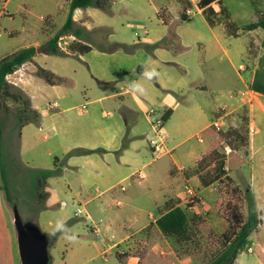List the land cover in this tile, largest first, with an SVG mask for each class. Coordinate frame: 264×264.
<instances>
[{
	"label": "crops",
	"instance_id": "1",
	"mask_svg": "<svg viewBox=\"0 0 264 264\" xmlns=\"http://www.w3.org/2000/svg\"><path fill=\"white\" fill-rule=\"evenodd\" d=\"M10 1L0 0V24L4 20L14 22L17 12L20 10L23 12V17L19 18L20 28L6 29L3 27L8 37L13 38L22 32H26L28 4L23 0H14L12 10H9ZM253 1L257 4V9L254 11V21L248 24L257 22L264 15V6H262L264 0ZM35 2L41 4L45 9L43 15H40L37 21L38 30L43 32L54 26L56 33L68 16L69 0H35ZM198 2L199 0H112L107 11L89 7L76 9L73 12L72 19L75 24L88 32H92L91 35L97 30H105L107 32L105 40L108 43H117L127 47L136 46L137 48L159 44L158 47L151 49L152 57L156 58L155 63L156 60L163 62L158 58H161L163 52H167L169 49L188 50L193 47L199 48L202 54L197 64L201 67H198L197 73L194 75L193 86L190 87L189 85L187 92H195L200 96L194 98L196 100V110L193 112L188 108V101L186 102L184 95L181 94L182 87L171 85L177 80L153 79V83L157 86V93L150 92L152 96L146 98L140 97L132 91L129 85L124 87V84L128 82L125 75H121V70H118L116 75L113 70H109L110 74L107 76V73L101 70L97 71L93 70L92 67H88L92 79L98 85L113 83V87L120 86L119 92L110 95L111 98L120 99L116 105L118 116L106 126L94 127L92 125L90 132L87 128V135L79 143L73 144L62 152L65 155L64 153L75 149H84L95 150V153L72 156L64 162H62L63 159L56 157L59 160L58 166L61 167V174L47 180L45 187L47 195L43 202V209L35 214L36 220L29 222L37 226L47 236L49 258H52L50 254L51 246L52 249H55L68 241L59 232L50 235L54 227L53 219L60 217L65 222L73 220L67 226L72 229V233L69 234H75L76 238L86 235L83 231L84 228L86 229V225L82 223V219L75 216V211L73 217L56 214L51 200L60 192H64L65 196L69 197L72 202L82 201L84 205L98 199L96 205L99 209L97 218L91 216V214L90 216L87 215L89 217L87 220L91 222L92 226L87 228L86 231L95 238L104 232L103 230L109 233L107 239L104 238V243H102L103 250L122 245L123 242L142 233L146 236L147 228L155 223L164 204L169 200L179 201V198L182 197L183 181L180 175L181 171L196 166L197 162L206 154L209 141L202 138V142L198 141L201 144L200 146L185 150L181 156L183 161L177 156H170L172 169L153 170L146 174L144 172L145 167L154 161L151 157V160L144 162L146 160L145 151L151 153L147 141L152 134V130L145 117V111L149 107L162 112L168 111L169 117L166 124H170L173 120H177V123H179L183 116L185 117L189 113L194 114L195 121L201 124V127L193 135L195 137L205 128H211L212 123L216 120H220L223 128L226 129L229 117L234 112L244 108L245 117L248 120V185L254 197L256 211L264 213V95L255 93L250 89L259 58V56L255 58L252 51L261 49L260 44L264 40V31L261 29L244 30V27L248 24L237 23L239 15L227 8L225 0H219L218 3L215 2L211 5L216 13V24L212 27L206 21L202 10L198 9ZM20 4L24 5L26 9L21 8ZM221 8L224 9L228 22L232 24L230 29L224 27L223 16L219 14ZM189 10L192 12L191 15L187 14ZM182 17L183 19H181ZM183 26L188 28L183 29ZM65 38L70 44H86L71 35H66ZM31 46L38 45H26L24 48ZM91 48L90 52L93 50L99 51L94 45H91ZM135 51L136 48L133 53H126L122 50L100 52L108 55L109 58L123 60L133 58ZM218 53H223L227 57L228 66H214L213 63L212 66H209L208 61H211ZM45 56L50 55H39L32 62H28L14 71L16 73L22 72V77L19 79L21 84L15 82L14 86L20 88L29 96L32 108L40 114V124L38 126L28 124L20 132L18 157L20 162L30 170H52L54 168L53 166L47 168V165H40L39 162L42 161L39 154L28 158V151L35 149L33 143L34 132L31 127H36L34 131L43 130L42 127L45 122H50L51 117H53H47L45 112H52L59 108L57 104L56 109L49 110L46 109V105L41 108L35 102L40 97V92L51 91L63 81L64 77V75L47 66L46 62H42ZM79 57L84 58L83 55ZM236 60H243L244 62L240 65V69L235 67ZM34 63L54 75L53 83H46L42 78L33 75V71L32 73L28 72L29 65L35 68ZM202 65H208L205 66V71ZM180 66L182 65L180 64ZM182 67L186 69V67ZM143 68L145 67L139 64L134 76L137 75L139 79H142L141 72ZM187 69L184 72H187ZM230 70L237 77V86L236 84L232 86L233 78L232 74L229 73ZM133 81L136 80L133 78ZM248 89L250 91H247ZM104 98L100 97L96 101L101 103ZM146 105H149V107ZM61 111V113H65L68 109ZM103 116L107 117L109 115L103 111ZM142 119L148 127L146 131H141ZM43 137L44 139L48 138L44 134ZM45 161L47 164V158ZM139 171L142 172L143 178L138 177ZM238 172L242 173V169H239ZM198 175L197 173L192 176L190 181L197 187L196 194L204 199L201 205L203 209H207L209 212L208 225L215 231L220 226H223L224 229L225 225L219 220L215 210L216 205L211 203L212 199L216 197L210 190L213 185L200 186ZM128 178H130L129 186L121 191L117 184ZM145 180L147 184L144 187L137 188V191H131L135 181L140 184ZM89 184L94 187V192L90 188L87 189L86 186H90ZM65 190H68V192ZM138 193H141V195L136 197ZM121 195L123 199L119 200L118 197ZM117 202H120V205H117ZM182 204L183 202L180 201L179 205L182 206ZM114 208L121 210L113 211ZM193 210H195V207ZM125 217L129 224L128 227L123 222ZM12 223L13 220L7 209L0 182V264H15L16 233ZM112 226H114L113 229ZM261 227H264V223L253 233L258 234ZM105 236L106 233L104 232L103 237ZM115 237L117 238L116 242L112 241ZM159 247V244H155L151 248V253L157 255L158 253L155 250ZM130 253L126 246L122 251L117 250L110 253V256L119 264H138L139 255L136 257ZM116 256L120 257L121 260H117ZM242 256L243 253L237 257L236 263L237 261L240 263L247 261L245 258L241 259ZM177 263L180 262L178 261L175 264ZM256 263L264 264L258 257H256Z\"/></svg>",
	"mask_w": 264,
	"mask_h": 264
},
{
	"label": "rangeland",
	"instance_id": "2",
	"mask_svg": "<svg viewBox=\"0 0 264 264\" xmlns=\"http://www.w3.org/2000/svg\"><path fill=\"white\" fill-rule=\"evenodd\" d=\"M13 1L14 0H11L9 2V10H12L11 7L14 5ZM24 1L28 4V14L26 15L28 23L25 24L27 27L26 32H22L16 37L9 38L6 31L3 29V27L6 29L20 28L21 25L19 23V18L23 17L22 10L17 12L14 22L4 20V22L0 24V60L19 51L26 45H42L51 39L55 33L54 26L50 27V30H45L43 32L39 31L37 28V21L40 18V15H43V12L45 11L41 4H37L35 0H23V2ZM225 4L231 12L239 15V17H237L239 19L237 20L238 24H248L254 21V11L257 9V4L253 0H225ZM20 5L21 8L26 9L24 5ZM185 28L188 27L183 26V29ZM106 35L107 32L105 30L95 31L91 35L92 44L107 50L111 49V47L117 43H108L105 40ZM262 43H264V40H262L260 44V50L257 49L252 51L254 52L255 58L259 56L258 62L264 57ZM60 45L65 49L63 52L67 53V57L69 58L45 56L44 61L42 60V62H46L47 66H50L53 70L64 75L63 81L51 91L40 92V97L35 101L41 108L45 105L47 107L49 103H56L59 105L57 110L48 113L42 109L47 117L53 116L51 117L50 122H45L42 127L43 130L34 131V128L36 127H31L34 132L33 143L35 144V149L28 151V158H32L34 155L39 154L42 161L39 162L40 165H47V168H51L53 166L54 158L59 157L62 160L67 153L66 152L64 153L65 155H63L62 152L67 148H70L73 144L79 143L80 140L87 135V128H89L88 131L90 132V127L92 125L94 127L106 126L118 116L116 105L119 103L118 101H120V99L111 98L110 95L119 92L120 86L113 87V83L102 86L98 85L95 80L92 79L88 67H92L93 70L97 71L101 70L107 73V76L110 74L109 70H113L115 75L118 73V70H121V75L124 74L128 82L124 84V87H127L134 78L136 81L143 84L146 93L142 94L134 92L140 95V97L146 98L152 96L150 92H153L154 94L157 93V86L153 83V80L147 81L139 79L137 75L134 76V72L139 64L149 69L155 67L160 73V76L158 77L159 79H163L164 81L166 79L177 80L171 85L182 87L183 91H180L181 94L184 95L183 97L185 98V101H188V108L193 110V112L196 110V100H194V98H197L200 95L195 92H187V90H189V85L190 87L193 86V82L195 81L194 75L197 73L198 67H201L198 66L197 61L199 57H201L202 52L197 47L188 50L169 49L167 52H163L161 58H158L165 63L157 60L155 63L154 61L156 58L152 57V51L147 50L142 46H140V48L136 47L133 58L130 57L119 60L120 58H109L107 57L108 55H104L97 50H93L89 54H83L84 58H80L79 56L82 55H79L78 57L76 55L74 56L75 51L69 50L71 44L67 39L60 41ZM211 61H208L209 66H212V63L214 66L229 65L228 59L223 53H218L211 59ZM236 61L235 67L240 69V65L244 62L243 60ZM180 64L186 67V69L189 68L187 69V72H184L186 69L180 66ZM34 66L35 68H32L29 65L28 72L32 73L33 71V75L38 76L37 70L40 66L35 63ZM202 66L205 71V66L207 67L208 65ZM46 71L49 72L48 70ZM229 73L232 74L231 76L234 79H232V86H235V84L238 83L236 80L237 77L233 71L231 72L230 70ZM21 77L22 72H13L12 76L8 77V79L6 78V84L13 93L21 91L27 98H29V96L20 88L13 85L15 82L20 83L19 79H21ZM247 91H250V89ZM100 97L105 98L101 103H98L96 100ZM83 106L85 109L82 108ZM147 107H149V105ZM21 108L22 105L20 103H16L12 100L7 99L2 101L0 104V124L2 128V139L7 146V151L12 160L8 176L9 202L6 201L7 209L10 213L11 219H13V207L15 206L22 221L29 223L36 220L35 214L40 211L42 202L38 199V192L33 186L32 171L26 168L20 162L18 157L19 138L17 113ZM63 109H68V111L61 113V110ZM103 111L106 112L107 115L112 116L104 117ZM244 116L245 111L244 108H242L229 117L227 120L228 127L226 129L224 128V130L217 132L211 127L218 134L228 132L227 135L221 136L223 143L217 145L213 153H211L204 162L199 164L197 171V166H194L192 169L188 168L181 171L180 175L183 181V195L179 198V201L183 202V207L187 202L194 205L195 210L189 212V217L191 218L194 214H198L200 219L197 220L195 224L189 225V240L187 242L176 241L173 238H164L162 245L157 248L155 252L160 251L163 253L164 257L175 263L179 261L180 263L177 264H207L221 251L223 245L222 234L236 231L246 220L247 212L244 192L246 187L249 186L247 176L249 158L247 151L248 146H246V130L242 124V118H244ZM141 122V131L148 130L143 119ZM200 127L201 124L195 121L194 114L191 113L187 114L185 117L183 116L179 123H177V120H173L170 124H166L165 122L163 126V132L166 136L165 143L166 146L172 150V153L171 155H165L161 158L154 159L151 164L145 167L144 172L148 174L153 170L162 171L164 169H172L173 165L170 162V156H177L183 161L181 156L185 150L201 145L198 142L197 136H193ZM43 134L47 135L48 138L44 139ZM145 152L146 160H144V162H147L151 160V157L153 158V155H151V153L149 154L147 151ZM46 158L48 160L47 164L45 161ZM222 158L224 166L227 169H224V167L222 170L219 166ZM229 161L230 164L236 166V168L230 169ZM239 169H242V173L238 172ZM197 173L199 174L198 179L203 178L206 182L213 180L214 176L218 175L217 178H215V181L211 184L213 186L210 190L216 195L211 203L216 205L215 210L217 211L219 220L225 225L224 229L223 226H220L219 229L217 228V231L212 229L208 225L209 212L207 209H203L201 205V202L204 201L203 197L196 194L199 198H191L186 192L185 187H189L195 193L197 192V187H195L194 183L190 181V178ZM146 182L147 181L145 180L138 184L137 181H135L131 191H137V188L144 187L147 184ZM86 187L94 192V187L92 185ZM65 191L68 192V190ZM140 195L141 193H138L136 197H139ZM118 199L122 200V195L119 196ZM97 200L98 199H95L91 203L84 205L82 201L76 203L72 202L69 197L65 196L64 192H60L52 198L51 202L54 205L57 215L73 217V212L76 211L77 208H84L85 212L79 217V219H82V223H85L87 229L91 227L92 224L87 220L86 215L90 216L91 214V216L97 218L99 211L96 207ZM63 202L66 204L65 207H62L61 205ZM134 204L138 205L137 203ZM112 210L120 211L121 209L114 208ZM261 217L262 223H264V213H261ZM58 218L52 220L54 224ZM123 222L126 227L129 226L126 217L123 219ZM113 228L114 226H112V229ZM86 229H83L84 234H86L85 236L77 237L71 242L69 240L67 242L65 241L64 245H60L55 249H52L51 246V264H119L112 256H110V253H114L117 250L122 251L126 246L131 252L130 254L133 256L137 257L139 253L146 254L145 247L148 238L142 233L141 235L128 239L126 242H123L122 245H116L109 249L106 248L105 250H109V254L107 255L109 259L107 260L106 258L107 261H103L99 254L104 249L102 243H104V238L107 239L109 233L103 230L106 233V236L103 237L104 232H102L97 238H95L89 235ZM248 240V246L241 257V259L245 258L247 261L241 263L239 261L236 263L235 261V263L258 264L256 263V257L264 263V227H261L258 234L252 232ZM112 241L116 242L117 238H113ZM14 252L15 264H20L16 240Z\"/></svg>",
	"mask_w": 264,
	"mask_h": 264
},
{
	"label": "trees",
	"instance_id": "3",
	"mask_svg": "<svg viewBox=\"0 0 264 264\" xmlns=\"http://www.w3.org/2000/svg\"><path fill=\"white\" fill-rule=\"evenodd\" d=\"M112 0H69V13L66 18V21L62 27L54 34V36L49 39L46 43L38 46H31L27 48L20 49L19 51L4 57L0 60V104L4 100H12L16 103H20L22 108L18 111L17 117V129H18V138L20 139L21 129L28 125L40 124V114L32 108L29 98H27L21 91L13 93L9 86L6 84L5 77L9 74H12L22 65L32 62L33 59L39 55H50L57 57H67V53L63 52L58 46V40L62 36L71 35L82 41L86 44L72 43L69 47L70 51H75L74 56L86 54L91 51L92 38L91 33L86 29L78 26L72 19L73 12L76 9H86V8H95L102 11H107L110 7ZM219 0H199L197 3L198 9L202 10L206 21L210 26H215L216 24V13L214 12L211 5ZM223 16V24L225 29H230L232 24L228 22V17L225 15V11L221 8L220 13ZM183 19V17L181 18ZM255 29H261L264 31V15H262L257 22L248 24L244 27L246 31H252ZM159 44L145 46V49L151 50L158 47ZM101 52H114L117 50H122L126 53H133L136 46L127 47L121 44H114L111 49H104L102 47L95 46ZM262 48H264V43H262ZM37 74L42 78L46 83H53L54 75L50 72H47L43 68H38ZM250 89L260 95H264V57L258 62L257 69L255 71V77L251 84ZM169 117V112H164V123ZM242 124L246 130V146H248V120L244 116L242 118ZM228 132L224 134H218L212 128H205L199 133L201 138H206L209 141L208 150L206 154L197 162L196 171L201 162H204L207 157L213 153L217 145L222 144L221 136L227 135ZM19 149V146H18ZM94 150H84V149H75L68 152L64 158L63 162L72 156H82L95 153ZM59 160L57 158L53 161L52 170H31L32 171V182L35 190H37V197L42 202L46 199L45 187L47 180L52 177H57L61 174V167L58 166ZM228 163V160H227ZM12 160L7 151V146L4 144L2 139V128L0 124V182L1 190L4 194L5 200L9 202L8 197V176L11 169ZM230 169L236 168V166L231 165L229 161ZM219 166L222 168L225 167L223 163V158L219 163ZM218 175L214 176L213 180L206 182L203 178H199L200 185L202 187H208L211 185L215 178ZM40 190V192H39ZM245 202H246V220L244 223L239 226L236 231L226 232L222 234L223 245L222 249L218 255L211 259L207 264H235L237 257L245 251L248 246V239L252 232H255L258 227L262 224V218L258 219V215L261 216V213L256 211V206L254 202L253 194L250 191V187H246L245 192ZM180 201L169 200L164 204L163 209L159 212V216L154 224H151L146 230V236L148 238L146 242V254L139 253V263L138 264H175V262L169 260L163 256V253L153 255L151 253V248L155 244L160 246L163 243L164 238H173L176 241L187 242L189 240V225L195 224L197 220L200 219L198 214H194L191 218L189 217V212L193 210L194 205L190 202H187L185 206L179 205ZM73 220L66 222V225L69 226ZM257 251V250H256ZM117 260H121L120 257H117ZM51 264V258L49 261Z\"/></svg>",
	"mask_w": 264,
	"mask_h": 264
},
{
	"label": "built area",
	"instance_id": "4",
	"mask_svg": "<svg viewBox=\"0 0 264 264\" xmlns=\"http://www.w3.org/2000/svg\"><path fill=\"white\" fill-rule=\"evenodd\" d=\"M187 14L191 15L192 12L189 10V11H187ZM63 39H66L65 36H62L59 38L58 46L62 51H65V49L63 47H61V45H60V41H62ZM10 76H12V74L7 75L5 77V80H6V78L8 79V77H10ZM13 85H15V83H13ZM46 108L49 110L55 109V108H57V104L56 103H49ZM82 108L84 109V106ZM145 117L148 120L150 128L152 130V134L148 138V146H149L151 153L153 155V159H158V158H161L165 155H171L172 150L166 146V143H165L166 136L163 132L164 112L157 110L153 107H149L145 111ZM211 127L217 132L224 130L223 124L220 120H216L214 123H212ZM197 138H198L199 142H202V138L199 135L197 136ZM224 169H227V168L225 167ZM138 177L143 178L142 172H140V171L138 172ZM129 184H130V178L123 180L120 183H118L117 187L121 191H124L126 189V187L129 186ZM185 189H186L187 194H189L191 198L197 197L196 193L193 192L192 189H190L189 187H185ZM61 205H62V207H65L66 204L63 202ZM117 205H120V202H117ZM82 214H84V209L83 208H77L75 211V216L80 217ZM86 218L88 219L89 217L86 215ZM157 253L161 254L160 251H158ZM108 254H109V250H103L100 254V257L103 260H106Z\"/></svg>",
	"mask_w": 264,
	"mask_h": 264
},
{
	"label": "water",
	"instance_id": "5",
	"mask_svg": "<svg viewBox=\"0 0 264 264\" xmlns=\"http://www.w3.org/2000/svg\"><path fill=\"white\" fill-rule=\"evenodd\" d=\"M12 220L20 264H49L47 236L34 224L23 222L15 206Z\"/></svg>",
	"mask_w": 264,
	"mask_h": 264
},
{
	"label": "clouds",
	"instance_id": "6",
	"mask_svg": "<svg viewBox=\"0 0 264 264\" xmlns=\"http://www.w3.org/2000/svg\"><path fill=\"white\" fill-rule=\"evenodd\" d=\"M160 76V73L156 70L155 67L149 69L147 67L143 68L141 72V77L144 80L152 81L153 79H156ZM129 88L135 92L139 93H146V89L139 81H132L129 84ZM262 218L258 215V219ZM57 232L61 233V235L65 236L67 240L74 241L76 239L75 234H69L72 233V229H69L66 225V222L63 218H58L55 221L54 227L50 235H55Z\"/></svg>",
	"mask_w": 264,
	"mask_h": 264
}]
</instances>
